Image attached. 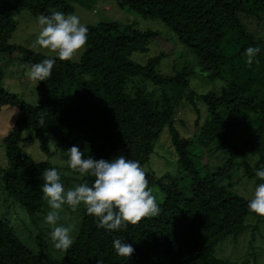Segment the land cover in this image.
Segmentation results:
<instances>
[{"label":"trees","instance_id":"obj_1","mask_svg":"<svg viewBox=\"0 0 264 264\" xmlns=\"http://www.w3.org/2000/svg\"><path fill=\"white\" fill-rule=\"evenodd\" d=\"M75 2L0 0V53L20 52L28 66L47 58L8 43L16 27L12 14L24 10L34 16L53 10L73 14ZM115 2L121 9L161 21L195 54V64L162 75L156 66L166 57L164 52L137 64L130 60L131 54L145 52L157 34L102 21L87 26L88 40L77 62L56 59L51 76L37 83L34 105L3 89L0 68V109L18 107L3 139L8 163L1 175L4 193L30 216L42 212L47 202L41 191L43 172L55 167L21 151L24 130L40 141L43 152H48V139L53 138L62 151L78 146L82 158L124 155L144 167L160 133L167 129L176 172L160 176L146 172L148 186L157 190L159 214L108 231L98 227L97 218L84 207L73 244L52 264H229L216 256V244L241 234L248 217L256 220L253 231L264 221L248 210L249 199L234 191L240 178L254 186L264 182L255 176L264 166V40L246 25L248 20L258 26L264 23V0ZM249 46L261 49L251 65L245 55ZM195 68L208 71L210 80H222V86L200 94L191 90L189 77ZM134 78L152 83L159 91H148L144 84L132 82ZM183 106L196 114L198 130L191 139L182 137L174 125ZM195 144L219 154L221 164L213 172L208 163H201L203 151L192 157ZM180 169L188 177L183 189L176 180ZM60 175L65 188H72L71 178ZM83 177L89 183L94 180ZM45 237H39L38 250H31L0 219V264H47ZM118 237L134 248L127 258L113 249L112 240ZM257 254L250 252L239 264H259Z\"/></svg>","mask_w":264,"mask_h":264},{"label":"rangeland","instance_id":"obj_2","mask_svg":"<svg viewBox=\"0 0 264 264\" xmlns=\"http://www.w3.org/2000/svg\"><path fill=\"white\" fill-rule=\"evenodd\" d=\"M73 14L78 15L81 22L87 26L95 25L98 22L113 21L124 25H131L133 28L140 31H151L157 34L154 37L145 52H135L130 56V60L144 65L148 59L155 57L160 52L166 53L161 62L156 66V70L162 75H170L174 69L178 70L183 64H195L196 56L188 48L184 47L168 27L161 21L143 17L135 12L127 9H121L117 6L115 0H76L73 4ZM16 27L8 41L9 44H15L23 49L30 50L34 53H39L45 56H55L54 52L47 49H41L38 46L34 47L35 40L39 34L40 26L36 20L39 16H34L28 11L15 12L12 14ZM248 29L264 40V23L257 24L255 20L246 21ZM84 49V48H83ZM83 49L72 59L71 62H77ZM187 65V66H188ZM28 65L23 61L22 53L16 52L12 55L0 53V68L2 70V87L4 90L16 94L17 97L29 104L36 103V87L37 82L29 77ZM194 76L189 77L190 89L200 93H206L210 89H219L222 86V80H210L209 72H199L197 68ZM134 83L145 85L148 91H159L158 87L141 78H134ZM18 114V107L4 106L0 109V219H4L14 235L29 249L38 250L39 237H45L48 240V248L44 251V258L47 264H52L57 258L64 253L63 250H57L53 247V242L50 239V225L44 222V217L50 210L46 202L43 211L39 214L30 216L18 204L8 199L3 190L1 181L2 171L8 167L5 157L3 139L9 133ZM202 118H204L202 113ZM196 114L188 106H183L176 112L175 128L184 138L191 139L196 136L198 127L195 124ZM202 119H200V124ZM28 130L21 133V141L19 147L21 151L30 156L34 161L47 162L55 167L60 174L65 178H71V184L76 185L85 181L79 173L74 172L68 167L67 155L62 151L55 139L49 138L47 147L48 152H43L40 149V141L35 137H30ZM30 137V138H29ZM201 145V144H200ZM202 146V147H201ZM198 144L191 147L192 157H198L202 151L205 157L201 158L202 165L209 164V172H213L215 167L221 164L218 153L208 152L203 145ZM147 173L155 176L164 174L174 175L176 172V154L170 144V139L167 129H164L155 142L153 152L149 157L148 162L144 165ZM72 174V176H71ZM176 180L179 182V187H183L188 182L187 174L183 169L177 173ZM72 186V187H73ZM254 189L253 183L244 178H240L235 182L234 191L247 199L251 198ZM157 192L153 189V194ZM159 196V195H158ZM158 198V197H157ZM85 206L79 205L76 210H72L70 206L64 205L59 211L58 224L72 226V236L75 237L77 231L81 211ZM256 220L253 217H248L245 221L246 227L241 234L236 238L227 236L223 238L214 247L216 256L219 259L226 260L229 264H239L250 253H258V263H264V221L258 224V230L253 231L252 227L256 226ZM253 250H252V249Z\"/></svg>","mask_w":264,"mask_h":264},{"label":"clouds","instance_id":"obj_3","mask_svg":"<svg viewBox=\"0 0 264 264\" xmlns=\"http://www.w3.org/2000/svg\"><path fill=\"white\" fill-rule=\"evenodd\" d=\"M36 22L40 31L34 47L55 53V56H48L28 67L30 79L38 83L51 76L57 58L61 61L72 60L84 48L89 29L78 15L58 10L40 15ZM260 51L258 46L245 49L249 65ZM65 153L70 169L82 177H94V180L91 183L82 181L66 189L56 168L44 170L41 191L50 209L44 222L52 226L49 236L55 249L66 251L73 244L72 226L58 224V210L64 205L76 210L83 204L86 212L97 218L98 227L108 231L121 230L128 224L138 223L142 218L159 214L160 207L153 189L148 186L146 170L139 161L124 155L111 159L82 158L84 153L76 145H72ZM255 176L264 181V166L255 171ZM247 208L264 217V182L254 186ZM112 246L116 254L122 257L127 258L134 252L133 246L122 237L114 238Z\"/></svg>","mask_w":264,"mask_h":264}]
</instances>
